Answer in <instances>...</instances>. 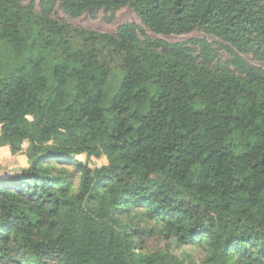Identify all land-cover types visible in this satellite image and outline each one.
I'll return each mask as SVG.
<instances>
[{
	"label": "trees",
	"instance_id": "trees-1",
	"mask_svg": "<svg viewBox=\"0 0 264 264\" xmlns=\"http://www.w3.org/2000/svg\"><path fill=\"white\" fill-rule=\"evenodd\" d=\"M35 2L0 0V147L28 161L0 177V264H188L142 250L155 234L202 264H264V0ZM126 6L143 26L55 17Z\"/></svg>",
	"mask_w": 264,
	"mask_h": 264
},
{
	"label": "rangeland",
	"instance_id": "rangeland-1",
	"mask_svg": "<svg viewBox=\"0 0 264 264\" xmlns=\"http://www.w3.org/2000/svg\"><path fill=\"white\" fill-rule=\"evenodd\" d=\"M39 0H36L35 6L36 10L35 13L39 12ZM28 4V3H27ZM55 17L59 20H63L72 24L77 27H82L85 29L94 30L97 32H114L116 27L119 24L125 22H133L138 24L139 26H143L139 16L134 12V10L128 6L123 7L119 11H117L115 19L113 22H108L105 13L101 11L98 14L96 19L91 18L88 14H84L78 18H72L65 14L61 9H57ZM149 36L153 38H161L170 42H177V41H185L190 38H206L211 42H214L217 46L222 44H226L221 39L214 37L210 34H207L203 31H194L187 34H157L150 30H147ZM222 56L228 57V51L221 49ZM245 59L248 61L258 64V60L254 58L251 53H240ZM0 56L4 58H11L9 50L0 43ZM122 58L117 57L113 63V73L112 78H116L121 74L122 68ZM28 143L24 144V147L27 148ZM79 159L86 161L91 167H100L107 163V159L105 157L95 158L90 157L87 158L85 155H81ZM24 167H28L27 157L23 154L12 155L10 151L7 150H0V177H5L8 175H15L20 172V170ZM66 169L68 172H72L73 166L66 165ZM74 183L78 186V179L74 177ZM136 223L140 226H144V223L140 222L138 219H134ZM148 224H152L149 222ZM169 241L164 240L161 235L155 234L153 236H147L144 239H140V245L142 250L144 251H154L156 249H169L172 253L176 254L181 258H185L188 264H202V260L204 258V252L199 247L193 246H183L179 247L177 244L172 243L169 244Z\"/></svg>",
	"mask_w": 264,
	"mask_h": 264
},
{
	"label": "crops",
	"instance_id": "crops-1",
	"mask_svg": "<svg viewBox=\"0 0 264 264\" xmlns=\"http://www.w3.org/2000/svg\"><path fill=\"white\" fill-rule=\"evenodd\" d=\"M7 150L8 149V151H10V149H9V146H3V147H0V150ZM14 156V155H13Z\"/></svg>",
	"mask_w": 264,
	"mask_h": 264
}]
</instances>
